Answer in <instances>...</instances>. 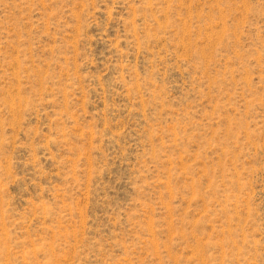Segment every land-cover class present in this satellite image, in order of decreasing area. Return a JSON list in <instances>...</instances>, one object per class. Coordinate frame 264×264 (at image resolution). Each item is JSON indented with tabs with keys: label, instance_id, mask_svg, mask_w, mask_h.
I'll return each instance as SVG.
<instances>
[{
	"label": "rangeland",
	"instance_id": "1",
	"mask_svg": "<svg viewBox=\"0 0 264 264\" xmlns=\"http://www.w3.org/2000/svg\"><path fill=\"white\" fill-rule=\"evenodd\" d=\"M0 264H264V0H0Z\"/></svg>",
	"mask_w": 264,
	"mask_h": 264
}]
</instances>
